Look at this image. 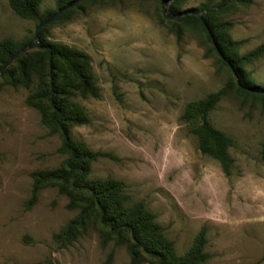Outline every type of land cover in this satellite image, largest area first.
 <instances>
[{
  "label": "rangeland",
  "instance_id": "obj_1",
  "mask_svg": "<svg viewBox=\"0 0 264 264\" xmlns=\"http://www.w3.org/2000/svg\"><path fill=\"white\" fill-rule=\"evenodd\" d=\"M161 0H96L51 24L47 39L89 57L96 97H76L88 122L73 125V139L91 150L110 152L90 165L91 178L124 182L129 202L140 200L154 213L176 253L185 252L204 226L201 264H264V101L242 94L233 72L217 60L199 25L178 22L170 31ZM220 0H180L177 9L216 6ZM40 11L55 10L41 0ZM228 21V35L242 55L264 46V0L229 3L215 17ZM36 22L17 16L0 0V39L22 41ZM242 68L255 84L264 80V51ZM228 92L208 113L211 124L229 135L231 169L200 153L190 126L179 116L186 102L225 84ZM29 89L0 78V264H128L126 234L102 243L105 228L87 218L68 242L52 234L79 211L67 208L56 182L29 199L36 170L57 167L58 134H48L37 110L26 103ZM80 205V204H79ZM141 255L137 264H148Z\"/></svg>",
  "mask_w": 264,
  "mask_h": 264
},
{
  "label": "trees",
  "instance_id": "obj_2",
  "mask_svg": "<svg viewBox=\"0 0 264 264\" xmlns=\"http://www.w3.org/2000/svg\"><path fill=\"white\" fill-rule=\"evenodd\" d=\"M74 1L54 0L53 11H40L41 0H7V4L17 16L33 20L37 24ZM93 1L96 0H81L39 28L38 45L21 53L0 73V78L8 84L12 86L20 84L29 89L26 103L37 110L40 122L48 134H58L60 142L56 152L64 155L57 167L30 173L32 184L25 208L34 202L42 185L56 182L58 191L65 193L69 198L66 207L72 208L78 204L79 211L58 232L52 234L55 242L60 244L68 242L83 228L86 219L89 218L105 228V231L101 232L102 243L112 235L117 242L120 241L122 234L127 235L128 264H137L141 260V255L149 258L148 264H201L209 257L204 250L206 243L204 226L199 228L185 252L176 253L173 241L165 236L163 227L155 221L154 213L140 200L129 202L130 197L123 190L124 182L109 177L88 176L90 165L97 158L107 157L112 160L117 158L110 152L91 150L83 142L73 139L71 135V126L88 122L83 107L75 98L96 97L98 87L92 77L88 55L76 48L51 41L46 35L51 24L67 20L73 12L82 11L86 4ZM161 1L165 10V0ZM247 1L220 0L216 6L202 4L192 9L201 12L204 25L196 15L187 14L170 19V26H173L170 27V31L178 39L180 37L178 22L199 25L217 60L233 72L236 83L238 82L235 89L264 101V80L262 84H255L242 68L243 63L257 58L264 51V46H257L239 55L237 47L240 42L233 41L227 32L230 23L214 18L223 6L231 2L245 4ZM179 2L180 0L171 1V13L176 14L180 11L177 9ZM31 41V36L22 41L8 37L0 39V65ZM230 87L231 84L227 83L201 98L186 102L179 116L181 121L190 126L200 153L216 160L225 175H228L231 169L232 160L228 149L233 145V140L211 124L208 113ZM261 155L264 159V141ZM110 259L111 253L107 255L104 264H108ZM253 264H258V261Z\"/></svg>",
  "mask_w": 264,
  "mask_h": 264
},
{
  "label": "water",
  "instance_id": "obj_3",
  "mask_svg": "<svg viewBox=\"0 0 264 264\" xmlns=\"http://www.w3.org/2000/svg\"><path fill=\"white\" fill-rule=\"evenodd\" d=\"M79 1H81V0H75L74 2H72L69 5H67L66 7H63L62 9H59V10L55 11L53 14H51L49 17H47L43 21L37 23L34 26L33 31H32V41L28 45H26L25 47H22L21 49H19L14 55H12L11 57H9L2 65H0V73H1V71L4 68H6L21 53L25 52L26 50L31 49L32 47H36L38 45L37 31H38L39 28L43 27L44 25H46L47 23H49L50 21H52L54 18H56L66 8H70V7L74 6ZM171 1L172 0H165V2H164V5L166 7V17L167 18H169V19H176V18L182 17V16L187 15V14H193V15H196L200 19L201 23H203V25H204V20L202 18L201 12L200 11H195L192 8L179 11L176 14L171 13L170 12V4H171ZM238 86L239 87H242L239 84H238Z\"/></svg>",
  "mask_w": 264,
  "mask_h": 264
}]
</instances>
